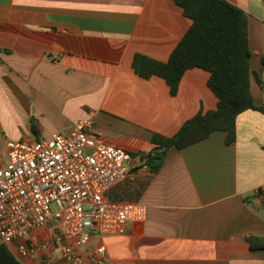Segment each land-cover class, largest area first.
Masks as SVG:
<instances>
[{
  "label": "crops",
  "instance_id": "crops-1",
  "mask_svg": "<svg viewBox=\"0 0 264 264\" xmlns=\"http://www.w3.org/2000/svg\"><path fill=\"white\" fill-rule=\"evenodd\" d=\"M225 1L247 15L250 93L264 108V0ZM190 25L172 0H0V167L8 141L49 138L91 117L98 142L134 159L108 196L146 207L124 234L90 242L114 264H264V250L247 242L264 238V114L241 113L232 144L215 132L168 150L157 172L141 169L153 135L172 137L217 107L203 70H187L172 96L162 79L132 69L135 55L166 62ZM19 243L7 247L17 260Z\"/></svg>",
  "mask_w": 264,
  "mask_h": 264
},
{
  "label": "built area",
  "instance_id": "built-area-1",
  "mask_svg": "<svg viewBox=\"0 0 264 264\" xmlns=\"http://www.w3.org/2000/svg\"><path fill=\"white\" fill-rule=\"evenodd\" d=\"M0 167V243L38 264H114L92 240L146 217L139 203L108 198L134 168L124 148L98 142L91 117L33 141H8ZM141 169L150 170L147 164ZM45 229L42 238L32 234ZM57 252L59 263L50 252ZM46 252L45 258L39 254ZM49 253V254H48Z\"/></svg>",
  "mask_w": 264,
  "mask_h": 264
},
{
  "label": "trees",
  "instance_id": "trees-1",
  "mask_svg": "<svg viewBox=\"0 0 264 264\" xmlns=\"http://www.w3.org/2000/svg\"><path fill=\"white\" fill-rule=\"evenodd\" d=\"M172 1L191 21L188 31L166 62L135 55L132 69L142 79H162L172 96L187 70H203L209 74L207 86L217 99V107L189 119L172 137L153 135L154 148L143 156L153 173L160 169L171 148L185 149L215 132H223L226 143L232 144L236 140V119L241 113L252 110L264 114V108L254 105L250 93L251 51L246 13L225 0ZM247 242L250 250H264V238L250 236ZM0 264L21 263L0 244Z\"/></svg>",
  "mask_w": 264,
  "mask_h": 264
}]
</instances>
